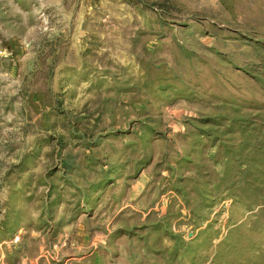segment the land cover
<instances>
[{"label": "rangeland", "instance_id": "1", "mask_svg": "<svg viewBox=\"0 0 264 264\" xmlns=\"http://www.w3.org/2000/svg\"><path fill=\"white\" fill-rule=\"evenodd\" d=\"M0 264H264V0H0Z\"/></svg>", "mask_w": 264, "mask_h": 264}]
</instances>
